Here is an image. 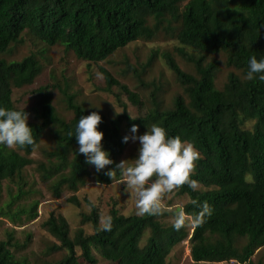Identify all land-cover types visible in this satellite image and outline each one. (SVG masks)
<instances>
[{
    "label": "trees",
    "instance_id": "trees-1",
    "mask_svg": "<svg viewBox=\"0 0 264 264\" xmlns=\"http://www.w3.org/2000/svg\"><path fill=\"white\" fill-rule=\"evenodd\" d=\"M149 19L153 20L151 25ZM171 21L179 23L176 39L182 48L178 51L193 65L195 74L183 72L171 55L164 54L166 66L183 91L174 98L172 107L162 109L153 101L152 109L135 120L128 116L125 105L112 120L101 115V143L110 152L112 165L97 173L76 151L75 124L81 115H88L87 111L64 92L66 107L73 112V118L65 122L56 113L51 92L41 88L31 108L39 122H28L34 144L23 149L0 146V183L16 184L12 200L27 194L19 182L22 171L32 164L31 152L45 130L53 128L55 149L46 153L49 163L40 165L43 181L55 179L50 186L52 195L60 197L64 188L75 193L89 177L109 185L120 179V171L113 180L104 172L119 163L128 143L122 142L121 126L130 129L132 124L142 128L159 124L169 135L191 139L200 151L191 179L203 190L185 184L168 192L188 197L183 205L186 212L199 211L203 202L212 207L210 216L199 225L192 224L188 239L192 264H252L255 251L264 247V81L244 77L249 57L264 56V0H0V55L26 36L49 47L61 45L78 60L98 63L132 42L151 40L164 22ZM218 54L225 56L227 68L239 72H230L221 89L214 83L217 61L205 63L207 57ZM40 72L41 64L34 55L16 61L0 58V106L21 110L13 104L12 90L31 85ZM100 73L107 89L117 86L129 103L140 107L136 93L105 69L100 68ZM246 123H251L249 129L244 128ZM12 200L6 205L8 209ZM69 202L79 204L74 195ZM87 204L91 211L81 222L91 223V235L78 229L71 239L61 215L51 214L44 223L59 242L50 251L66 250L60 261L45 264H79L75 248L86 264H97L92 250L115 264H167L172 250L188 235L184 226L177 231L173 224L163 226L157 216L122 215L115 206L108 210L111 229L104 230L96 207ZM35 208L33 203L19 213L33 220ZM4 214L0 212V217ZM147 231L149 236L140 247ZM241 240L245 243L239 246ZM12 246L10 240L0 242V264H30L16 259Z\"/></svg>",
    "mask_w": 264,
    "mask_h": 264
},
{
    "label": "rangeland",
    "instance_id": "rangeland-1",
    "mask_svg": "<svg viewBox=\"0 0 264 264\" xmlns=\"http://www.w3.org/2000/svg\"><path fill=\"white\" fill-rule=\"evenodd\" d=\"M184 4H181V7ZM153 23L149 19V25ZM178 22H164L159 32L149 41L138 40L128 44L126 47L115 51L107 60L91 63L78 60L72 52L67 51L61 45L46 46L30 37L23 36L22 42L12 46L7 54L0 55L4 60H20L26 56L34 55L41 64V72L31 85L20 89L12 90V101L16 108L25 110L28 113V122H39L32 113V107L38 100L37 91L46 89L51 92V102L57 115L69 122L73 118V112L66 107L63 93L72 95L75 104H78L89 114L97 111L104 115L107 120L114 119L123 112L125 105L126 113L133 119L141 118L152 109V102L160 103L162 109L172 107L176 96L183 93L182 87L176 81L173 73L166 66L163 55L169 54L174 59L179 68L194 75L193 65L187 62L179 53L182 47L176 39ZM186 53H192L190 49L184 48ZM152 56L151 60L149 59ZM216 60L217 72L215 75V87L221 89L225 84L227 75L230 72L239 74L233 68L225 66V56L223 54L207 57L205 63ZM100 68L108 71L112 77L121 85L126 86L130 91L136 93L141 101L140 107L133 106L127 100L117 86L107 89ZM251 123L244 125L249 129ZM53 129V128H52ZM52 129L45 130L36 148L31 152L32 164L22 171L20 185L27 194L12 200L17 194L15 183L3 181L0 183V212L4 211V216L0 217V242L10 240L13 245L10 249L15 258L19 261H28L30 264H45L60 261L66 254L65 249L50 251L59 242L51 236L44 227L51 214L64 217L69 226V237L72 239L78 229H82L85 235L93 233L92 225L89 222L82 223L83 215H89L91 209L89 204L94 205L99 214V225L103 226V220L108 216L111 206L122 215L137 214L136 197L131 189L125 191V184L119 180L113 181L109 185L99 184L89 177L83 186L73 193L64 188L60 197L52 195L50 186L54 178L43 181L41 179V164H48L46 153L55 149L56 142ZM130 129L121 126L122 135H131ZM146 127L138 126L137 135L143 134ZM139 143L129 140L119 162L128 160L133 163L137 155ZM71 158V155L69 156ZM196 190H203L197 184ZM74 195L79 204L69 202V198ZM12 200L8 209L7 203ZM188 202L187 196H176L174 192L164 193L162 196V210L157 216L163 226L174 224L175 213ZM33 203L36 204V217L30 219L28 214L19 213L26 210ZM143 214L140 216H144ZM99 226V227H100ZM187 230V237L181 241L170 253L167 264H192L190 257V246L188 243L192 231V223L184 225ZM149 232H145L140 242V247L144 246ZM29 239L26 241V239ZM245 243L241 240L239 246ZM79 264H86L80 258V250L75 248ZM92 254L97 260V264H115L104 260L97 252L92 250ZM252 264H264V247L255 251L251 258ZM207 264H237L234 261Z\"/></svg>",
    "mask_w": 264,
    "mask_h": 264
},
{
    "label": "clouds",
    "instance_id": "clouds-1",
    "mask_svg": "<svg viewBox=\"0 0 264 264\" xmlns=\"http://www.w3.org/2000/svg\"><path fill=\"white\" fill-rule=\"evenodd\" d=\"M244 78L264 81V56L259 59L255 55L249 57ZM101 122L102 117L97 111L81 115L75 124L74 134L78 144L76 151L84 155L85 162L94 166L97 173L114 163L110 152L101 143L104 136L98 129ZM129 131L131 135H125L122 142L131 140L139 143L133 163L128 164V160H122L114 168L105 171L104 175L113 180L115 172L119 170V182L125 184V191L131 189L135 194L137 214L159 215L164 193L185 184L195 189L198 181L191 179V175L200 158V151L191 139L169 135L159 124L147 126V130L140 135H137L136 124H132ZM68 135L73 136V133L69 132ZM33 144V128L28 124V113L24 109L0 106V146L23 149ZM198 208L199 211L193 213L181 207L175 213L173 227L178 231L186 221L199 225L206 216L212 214L208 202L199 204ZM111 226L112 218L106 216L103 220L104 230H110Z\"/></svg>",
    "mask_w": 264,
    "mask_h": 264
}]
</instances>
